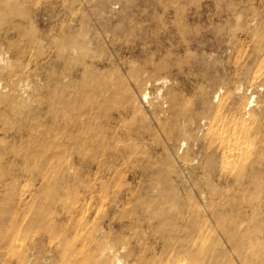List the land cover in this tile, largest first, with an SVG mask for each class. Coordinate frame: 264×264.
<instances>
[{
  "label": "bare ground",
  "instance_id": "1",
  "mask_svg": "<svg viewBox=\"0 0 264 264\" xmlns=\"http://www.w3.org/2000/svg\"><path fill=\"white\" fill-rule=\"evenodd\" d=\"M104 2L105 0H100V3L111 13L119 5L118 1L110 5ZM192 4L198 10L190 13L188 9ZM18 5L16 0H0V23L4 22L13 28V14L17 12ZM156 6L170 11L169 17L173 19L167 27L164 18L169 17L160 16L163 32L157 48L163 47L167 40L176 49L183 48L189 51L193 43H201L199 34H202L219 39V46L223 48H231L238 44L240 47L246 46L250 49L246 58L234 69L229 71L225 69L222 75L214 77L209 90L199 87L195 106L176 109V120L168 131L167 138L171 143L169 148L176 151L181 167L176 170L168 164L167 167L156 170L154 168L156 162L147 161L143 165L137 164L139 158L143 157L140 156L141 152H132L129 146L123 150H116L106 144V140L112 138L114 133L109 129L103 133L104 128L100 124L95 126L93 136L87 141L94 147V153L85 157L86 155L82 154L81 139L88 121L78 118L72 122L61 123L58 111L64 108L75 110L89 107L95 110L96 118L103 117L105 113L102 112L101 103L92 100L91 96L85 94L79 97L74 91L67 90L70 87L82 86L80 81L70 78L59 81L60 85L57 84L53 91L48 93L45 101L43 100L48 105L45 111L52 126H45L44 130L41 128L39 147L23 148L22 145L13 147L0 139V164L7 163L13 166L14 153V156L19 157L22 162L33 165L30 170L35 179L40 181L39 187L29 192L27 196L20 195L16 199L11 196L7 206L0 209V264H38L41 259L46 261L44 264H52L56 263L57 255L62 256L59 261L61 264H128L125 255L120 251L123 248L119 250L109 241L108 244H103L106 235H102L103 239L92 243L89 248L80 247L79 243L63 241L64 233H76L79 225L84 223L82 220L84 212L81 208L83 217L82 215L79 217V206L76 205L78 201L79 205L81 203L78 199L79 192L85 190L91 197L97 186L96 184L92 186V180L100 181L97 184L101 192L109 190L107 180L114 168L106 161L108 165L103 169L105 162L99 159L100 155L120 158L123 161L129 159L132 162L128 166L130 172L124 176L126 182L142 177L149 178L148 182L140 185L136 190L130 188L127 182V186L117 190L114 195V206L121 207L120 210L125 215H134L139 220L154 224L153 233L162 241L159 250L155 249L146 257L136 258L137 264H220V261L227 257L217 253L215 244L206 243L208 239L204 230L210 221L207 215L215 220L213 221L216 222L215 224L223 228L230 244L240 249L238 256L242 264H264V243L253 242L255 232L241 231L238 223L242 221L224 216L226 208H238L239 203L234 200L224 201L229 195V190L221 188L223 184L227 187L237 185L239 191L246 194L241 205L253 211H264V206L254 200L264 196V187H261V183L264 182V98L260 97L257 100L255 93L260 94L261 89L254 90L264 85V73L258 75L255 70L258 64L264 65V30L261 29L264 18L260 17L257 7L253 4L221 3L220 0H216L213 4L207 3L204 7L197 0H171L167 5H163L158 0ZM200 7L203 10L199 9ZM204 17L206 26L200 28L192 26L191 23L200 21ZM232 18L236 23H231ZM66 31L67 33L51 40L58 48V58L67 68L81 65L78 49L84 48L91 40L73 32L70 27ZM174 35L180 38L175 41ZM9 53L13 54V49H5L0 44V73L6 65ZM91 65H95L96 69L94 71L85 69L82 76L92 78L94 92L98 93L100 87L109 86V83L100 77L101 73L97 66L103 67L107 63L92 61ZM156 65L158 70L170 71V66L166 63L161 62ZM255 78H261L260 85H254ZM159 79L164 85L169 78L167 75ZM7 86L8 83L2 85L0 80V102L8 98L7 94H2ZM146 94L148 95V93L143 94V99H147ZM176 100L177 96L173 95L171 104L174 105ZM137 109L136 106L134 114ZM31 110L25 105L22 113L26 114ZM253 123L255 126H251ZM39 126L35 124L29 128L36 130ZM142 128L137 127V131L141 132ZM68 130L71 133L78 132V135L73 138L69 135L67 140L59 141L57 135ZM16 135L6 133L4 138L12 141L19 139L22 142L24 139L38 137L36 134L28 135L26 138L22 134ZM76 145L78 148L75 147ZM64 151H69L70 156L76 152L81 155L77 159L64 161L62 159ZM190 153L193 154L191 159L188 158ZM188 163L190 165L197 163V166L188 167ZM76 165H79L80 171L72 173ZM195 169H200L206 178L211 179V182H207V188H199L196 193L198 200L192 201L189 182ZM175 172L176 176L172 177V173ZM72 197L76 198L75 202H70ZM34 198L40 199L41 204L33 205L30 209L36 211L32 212L28 224L38 226L53 242L55 240L51 236V231L60 224L61 234L64 235L57 242L55 241L58 248L47 249V244L44 243H25V245L11 243L10 235L2 234L3 230L8 232L13 229V221L7 223L4 219L5 214L11 211L12 207L26 208L28 202ZM90 203L87 201L83 207ZM204 211H207V214ZM128 226L129 224H119V230ZM133 253L129 251L127 256L133 257Z\"/></svg>",
  "mask_w": 264,
  "mask_h": 264
},
{
  "label": "rangeland",
  "instance_id": "2",
  "mask_svg": "<svg viewBox=\"0 0 264 264\" xmlns=\"http://www.w3.org/2000/svg\"><path fill=\"white\" fill-rule=\"evenodd\" d=\"M16 1L19 7L13 14V28L4 22L0 23V44L5 49H13V54H8L6 65L0 73L1 84L8 83L6 90L2 93L7 94L8 98L0 102V139L13 147L40 146L42 130L45 126H52L45 111L48 106L44 103L45 98L59 84V81L70 78L80 81L83 87H70L67 90L74 91L79 97L85 94L91 96L92 100L101 103L102 112L105 113L103 117L96 118L95 110L89 107L75 110L64 108L60 110L61 112L58 111L61 123L72 122L78 118L88 121L81 139L82 154H85V157L94 153V147L87 141H90L93 136L95 126L100 124L104 128L103 133L106 129L114 133L112 138L106 140V144L116 150H123L129 146L130 151L141 152L140 156L143 155V157L139 158L137 164L143 165L151 161L156 162L154 164L156 170L167 167L168 164L178 170L181 162L176 156V151L169 148L171 143L167 138V133L176 120V109L195 106L199 87L209 90L214 77L222 75L225 69L227 71L234 69L250 51L246 46L240 47L238 44L231 48H223L219 46V39L202 34H199L201 43H193L189 51L183 48L176 49L167 40L163 47L157 48L163 32L159 18L171 16L170 11L156 6L158 0H105L106 5L119 2L117 9L112 13L100 3V0ZM160 1L163 5H167L171 0ZM197 2L204 7L205 4H213L216 0H197ZM220 2L253 4L257 7L260 17L264 18V0H220ZM199 9L203 10L201 7ZM194 10L198 9L192 4L188 12L192 13ZM164 19L169 27L173 19L170 17ZM231 23L236 21L232 18ZM191 24L200 28V26H206L207 22L204 17ZM68 27L91 42H87L84 48L78 49L77 54L82 64L67 68L59 60L58 48L51 40L67 33ZM261 29L264 30V24ZM179 38L174 35L175 41ZM92 61L107 63L103 67L97 66L101 73L100 77L109 83V86L100 87L98 93L94 92L92 78L82 76L85 69L91 71L96 69L95 65H91ZM161 62L170 66L169 72L157 69L156 64ZM255 70L258 75L264 73V65L258 64ZM167 75L168 81L164 85L161 84L159 78ZM260 84L261 78H255L254 85ZM257 89H261L260 94L264 93V85L254 90ZM145 93H148L147 99L142 98ZM260 94L255 93L257 100L260 97L264 98V95ZM173 95L177 96L174 105L171 104ZM25 105L32 109L26 114L22 113ZM136 106L138 109L134 114ZM18 110L21 112H17ZM35 124L40 125L36 130L29 128ZM251 126H255V123ZM137 127H143L142 131L138 132ZM6 133L22 134L24 138L34 134L38 137L24 139L22 142L19 139H13V144L12 140L4 138ZM69 135L73 138L78 135V132L64 131L63 134H58L57 138L59 141L67 140ZM75 147L78 148L77 145ZM62 155V159L66 161L77 159L81 154L76 152L70 156L69 151H64ZM18 158L13 153V166L7 163L0 164V209L7 206L9 197L16 199L20 195L27 196L40 185V181L35 179L30 170L33 165L26 164ZM188 158H193V154H188ZM99 159L105 162L103 169L108 165L107 162L114 168L107 180L109 190L101 192L98 185L100 181L92 180V186L95 184L97 186L95 185L96 190L91 197L85 190L79 192L78 199L82 205L78 204L79 201L76 205L79 206V217L84 212V217L82 215L84 223L79 225L76 233H64L63 241L79 243L80 247L89 248L92 243H97L102 235H106L107 238L103 244H108L109 241L117 249L123 248L120 251L125 255L128 264H137L136 258L146 257L155 249L159 250L162 241L157 234L153 233L154 224L139 220L134 215H125L120 210L121 207L114 206V195L120 188H125L127 182L130 188L136 190L140 185L148 182L149 178L142 177L126 182L124 176L130 172L128 166L132 164L129 159L123 161L120 158L107 157V155H100ZM187 166L195 168L197 163L193 165L188 163ZM78 168L79 165H76L72 173L80 171ZM175 176L176 172L172 173V177ZM207 182H211V179L206 178L200 169H195L189 182L192 201L198 200L196 193L199 188H207ZM261 187H264V182L261 183ZM221 188L229 190V195L224 201L234 200L239 203L238 208H226L224 216L242 221L238 223L241 231L255 232L253 242L264 243V211H253L241 205L246 194L239 191L237 185L227 187L223 184ZM75 199L72 197L70 202H75ZM254 200L264 206V196ZM87 201L91 203L83 207ZM40 204V199L34 198L28 202L26 208L12 207L13 209L5 214L4 219L7 223L13 221V229L8 232L3 230L2 234L8 233L11 243L23 245L44 243L47 244V249L58 248L56 242L63 236L60 224L51 231V236L56 242L50 241L48 235L38 226L28 224L32 212L36 211V209L34 211L30 209L33 205ZM81 208L82 212H80ZM204 213L207 214V211ZM59 217L58 219H61ZM207 218L210 221L204 230L208 239L206 243L215 244L217 253L227 257L221 260L220 264H242L238 256L240 249L230 244L223 228L215 224L213 218L210 219L209 215ZM123 223L129 226L119 230V224ZM129 251L134 252L133 257L127 256ZM61 257L57 255L56 263L52 264H61L59 262ZM44 263H46L44 259L38 261V264Z\"/></svg>",
  "mask_w": 264,
  "mask_h": 264
}]
</instances>
